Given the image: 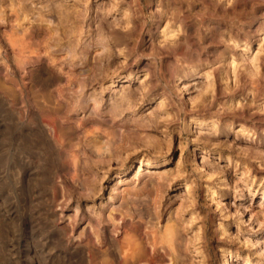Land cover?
I'll return each mask as SVG.
<instances>
[{"label":"rangeland","instance_id":"1","mask_svg":"<svg viewBox=\"0 0 264 264\" xmlns=\"http://www.w3.org/2000/svg\"><path fill=\"white\" fill-rule=\"evenodd\" d=\"M105 259L264 264V0H0V264Z\"/></svg>","mask_w":264,"mask_h":264},{"label":"bare ground","instance_id":"2","mask_svg":"<svg viewBox=\"0 0 264 264\" xmlns=\"http://www.w3.org/2000/svg\"><path fill=\"white\" fill-rule=\"evenodd\" d=\"M112 32H114V31H111V33ZM129 31H126V32H123V34L125 35H129V33H128ZM122 33V32H121ZM120 36V35H119ZM124 37V36H123ZM260 77V76H259ZM257 79H258V77H256ZM261 78H262V75H261ZM255 81V80H254ZM257 84L259 83L258 82V80H257V82H256ZM259 85H260V83H259ZM257 88V87H256ZM50 108L52 109V110H50V111H48V110H46V112L44 113V117H45V121L47 122V124L48 125H50L52 128H53V131H54V134H55V130H57V127H56V124H55V112H53V109H54V107H52V106H50ZM53 134V133H52ZM55 136H57L56 134H55ZM169 233V240H171V239H173V232L172 231H169L168 232ZM91 238V237H90ZM90 238H87V239H90ZM96 240V239H95ZM95 240H94V238H92L91 239V243L89 242V241H87V244L89 245H92V244H95ZM96 246V245H95ZM98 246V245H97ZM84 247H86V246H84ZM91 247V246H90ZM93 247V246H92ZM87 248V247H86ZM93 249V248H92ZM90 249H88V251L87 252H89L90 253V251H89ZM104 250V249H103ZM94 252V251H93ZM88 253V254H89ZM125 253H130L131 254V256H132V258H134V260H136V261H138V262H141V261H148L149 260V256H147V252H146V248L145 247H143V246H140V245H136V246H133L132 248H131V251H129V252H125ZM92 255V259H94L95 257V255H93V254H91ZM104 257V256H103ZM90 258V257H89ZM97 258V257H96ZM102 258V257H101ZM122 258V257H121ZM102 259H104V258H102ZM106 260V259H105ZM105 260H101L100 262H101V264H105V262H107V260L105 261ZM99 263V262H98ZM97 262H96V264H98Z\"/></svg>","mask_w":264,"mask_h":264}]
</instances>
